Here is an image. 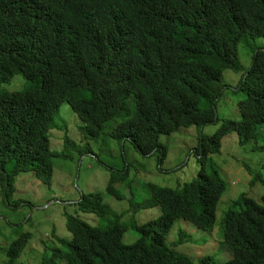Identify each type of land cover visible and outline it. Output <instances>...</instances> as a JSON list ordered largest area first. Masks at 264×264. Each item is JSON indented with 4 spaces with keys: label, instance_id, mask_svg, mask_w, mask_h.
Instances as JSON below:
<instances>
[{
    "label": "trees",
    "instance_id": "obj_1",
    "mask_svg": "<svg viewBox=\"0 0 264 264\" xmlns=\"http://www.w3.org/2000/svg\"><path fill=\"white\" fill-rule=\"evenodd\" d=\"M247 36H264V0H0V84L15 74L39 84L0 90L4 195L13 193L14 177L22 172L51 185L50 130L64 102L84 122L87 139H98L108 128L111 137L130 140L143 156L157 153L161 165L167 147L160 135L219 121L217 103L227 87L223 72H242L239 118H224L210 135L199 136L198 174L180 189L145 184L161 215L132 223L134 242L123 241L127 226L118 221L101 228L70 218L71 238L60 239L62 246L39 264H192L165 240L176 220L208 231L215 227L226 184L217 170H204L206 157L220 151L226 134L235 131L245 144L264 124V49L257 48L242 70L237 46ZM128 176V169L110 170L107 194L123 199L114 184ZM84 199L98 203L100 213L110 212L100 193ZM221 235L231 252L222 264H264V194L261 202L240 197L226 211ZM30 237L17 232L3 249L7 264H15ZM185 237L180 231L173 245ZM202 262L219 264L209 257Z\"/></svg>",
    "mask_w": 264,
    "mask_h": 264
},
{
    "label": "rangeland",
    "instance_id": "obj_2",
    "mask_svg": "<svg viewBox=\"0 0 264 264\" xmlns=\"http://www.w3.org/2000/svg\"><path fill=\"white\" fill-rule=\"evenodd\" d=\"M257 48L264 49V36L244 37L237 46L238 62L242 70L250 65ZM242 72L227 69L222 82L227 86L217 103L219 121L202 126H180L160 135L167 147V156L159 165L158 154L143 156L130 140L119 142L105 128L98 139H87L81 126L84 122L68 102H64L50 130L54 174L51 185L42 183L31 172L14 177L12 194L4 195L0 187V264H7L3 249L18 233L31 234L28 245L15 264H39L52 257L53 247L62 246L59 240H68L72 232L67 227L70 218L81 219L92 226L105 228L116 221L127 226L123 241L132 243L138 238L133 225H141L161 215L160 206H154L145 184L154 183L171 189H180L184 182L194 179L200 164L194 149L200 135H210L222 119H238L236 102L243 97L238 91ZM37 82L13 75L0 84V90H31ZM113 123V118L107 124ZM107 126V125H106ZM259 133L245 144L238 142L235 131L222 139L220 151L208 154L204 170H217L226 184V190L217 206V219L211 231L200 229L185 220H176L166 237L168 248L182 253L192 264L203 263L209 257L212 263L222 264L231 258V252L222 242V221L226 211L240 197L261 202L264 194V124ZM66 138L70 145H66ZM83 149L81 150V148ZM89 148V151L85 149ZM67 157H64V154ZM9 166H7L8 168ZM129 170L128 179L114 184L123 193V199L108 195L105 187L110 170ZM102 195V202L110 212L100 213L98 203L85 200L87 195ZM133 223V225H132ZM182 231L186 237L173 245Z\"/></svg>",
    "mask_w": 264,
    "mask_h": 264
}]
</instances>
